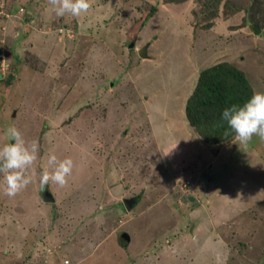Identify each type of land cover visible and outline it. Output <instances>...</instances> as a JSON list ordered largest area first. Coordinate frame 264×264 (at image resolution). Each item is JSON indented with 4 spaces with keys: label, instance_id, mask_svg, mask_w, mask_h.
Masks as SVG:
<instances>
[{
    "label": "rangeland",
    "instance_id": "374dc122",
    "mask_svg": "<svg viewBox=\"0 0 264 264\" xmlns=\"http://www.w3.org/2000/svg\"><path fill=\"white\" fill-rule=\"evenodd\" d=\"M90 3L0 0V147L39 142L15 197L0 173V264H264V141L208 144L183 108L220 61L264 93V0ZM50 154L74 167L48 197Z\"/></svg>",
    "mask_w": 264,
    "mask_h": 264
},
{
    "label": "clouds",
    "instance_id": "9594fccd",
    "mask_svg": "<svg viewBox=\"0 0 264 264\" xmlns=\"http://www.w3.org/2000/svg\"><path fill=\"white\" fill-rule=\"evenodd\" d=\"M48 4L61 17L65 14L79 17L91 7L90 0H48ZM222 120L227 122L241 144H248L253 136L264 141V93L254 92L243 106L233 104L226 107ZM5 135L10 142L0 147V173L3 174L4 195L15 197L33 181L34 174L29 172L37 159L39 142L26 141L14 125L6 129ZM48 165L40 174L41 187L50 183L65 186L72 175L73 160L70 157L58 160L56 155L50 154Z\"/></svg>",
    "mask_w": 264,
    "mask_h": 264
},
{
    "label": "trees",
    "instance_id": "16d2710c",
    "mask_svg": "<svg viewBox=\"0 0 264 264\" xmlns=\"http://www.w3.org/2000/svg\"><path fill=\"white\" fill-rule=\"evenodd\" d=\"M213 1L216 5L219 3V0ZM258 28H254L256 33L260 32ZM252 95L249 81L235 65L227 61L209 65L199 71L196 84L185 100L186 121L204 142L224 143L235 134L222 120L223 110L233 104L243 106Z\"/></svg>",
    "mask_w": 264,
    "mask_h": 264
},
{
    "label": "crops",
    "instance_id": "0c3cea01",
    "mask_svg": "<svg viewBox=\"0 0 264 264\" xmlns=\"http://www.w3.org/2000/svg\"><path fill=\"white\" fill-rule=\"evenodd\" d=\"M206 67V66H205ZM205 67H203V68H205ZM202 68V69H203ZM201 70V69H200ZM199 73V72H198ZM198 73H197V76H198ZM197 76H196V78H195V84H196V80H197ZM195 86V85H194ZM194 86H193V88H194ZM193 88H190L189 89V91H187V93L185 94V96H184V98H183V100H184V102H183V108H184V106H185V100H186V98L188 97V95L191 93V91L193 90ZM183 129H180V131H182ZM184 131L186 132V129H184ZM184 131H182V132H184ZM184 132V134H185V137L187 136V132L185 133ZM227 148V146H226V144H224L222 147H220L218 150H217V154L216 155H213V157L208 161L209 163L208 164H205L203 167H202V169L203 170H206L205 172L206 173H208V174H210L211 176H212V170H209L210 169V166L212 165H209L210 163H218L219 164V166L221 167V165H222V163L220 162V159H219V155L221 154V153H223L224 152V149H226ZM228 159V158H227ZM226 160V159H225ZM216 175L215 176H213V177H209V176H207V178L209 179V180H212V179H215L216 180ZM211 193V192H210ZM214 195H216V194H214ZM210 196H212L211 194H210ZM209 202H211V200L209 199Z\"/></svg>",
    "mask_w": 264,
    "mask_h": 264
},
{
    "label": "flooded vegetation",
    "instance_id": "af4514ba",
    "mask_svg": "<svg viewBox=\"0 0 264 264\" xmlns=\"http://www.w3.org/2000/svg\"><path fill=\"white\" fill-rule=\"evenodd\" d=\"M41 191L42 192L40 193H42L43 196H46L48 194L46 187L42 188Z\"/></svg>",
    "mask_w": 264,
    "mask_h": 264
},
{
    "label": "built area",
    "instance_id": "2783aa9c",
    "mask_svg": "<svg viewBox=\"0 0 264 264\" xmlns=\"http://www.w3.org/2000/svg\"><path fill=\"white\" fill-rule=\"evenodd\" d=\"M0 57H1L0 61H1V60H4V59H3V55H2V54H0ZM185 184H186V185H189V181H188V180H186V181H185ZM66 263H67V261H66Z\"/></svg>",
    "mask_w": 264,
    "mask_h": 264
},
{
    "label": "water",
    "instance_id": "95a60500",
    "mask_svg": "<svg viewBox=\"0 0 264 264\" xmlns=\"http://www.w3.org/2000/svg\"><path fill=\"white\" fill-rule=\"evenodd\" d=\"M46 196L50 197V193H48ZM126 240L129 241V237L126 236Z\"/></svg>",
    "mask_w": 264,
    "mask_h": 264
}]
</instances>
